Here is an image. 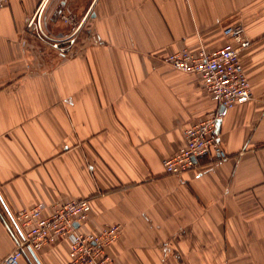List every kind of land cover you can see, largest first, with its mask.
<instances>
[{"label":"crops","instance_id":"obj_1","mask_svg":"<svg viewBox=\"0 0 264 264\" xmlns=\"http://www.w3.org/2000/svg\"><path fill=\"white\" fill-rule=\"evenodd\" d=\"M40 1L0 7V264L20 210L76 198L91 209L80 229L121 227L115 264H264V0H44L53 35L78 27L70 55L26 31ZM237 24L254 97L224 108L160 57L236 45L223 31ZM215 110L228 157L165 174L183 130ZM32 252L20 264L69 261L62 238Z\"/></svg>","mask_w":264,"mask_h":264},{"label":"built area","instance_id":"obj_2","mask_svg":"<svg viewBox=\"0 0 264 264\" xmlns=\"http://www.w3.org/2000/svg\"><path fill=\"white\" fill-rule=\"evenodd\" d=\"M9 2L10 0H0V7ZM69 13L63 14L64 22L72 21ZM47 23L48 17L42 0L28 17L26 31L36 39L48 43L60 54L70 55L76 42L78 27L64 36L53 35ZM223 34L232 38L236 45L226 43L212 51H207L204 46L195 50L182 48L166 53L160 59L174 69L199 78L219 107L230 108L254 97L239 61V51L248 46L249 40L239 24L226 28ZM219 116L218 110L212 111L183 130L184 144L176 154L162 160L165 174L176 176L188 171L200 172L204 160L207 159L210 163L228 157L219 144ZM90 210L87 198L54 204L40 202L23 208L17 213L16 219L25 229L24 236L3 258V264H20L24 248L39 249L58 238L67 242L68 264H115L107 248L120 236L121 227L117 224L103 225L93 233L80 229L79 226L88 220Z\"/></svg>","mask_w":264,"mask_h":264},{"label":"water","instance_id":"obj_3","mask_svg":"<svg viewBox=\"0 0 264 264\" xmlns=\"http://www.w3.org/2000/svg\"><path fill=\"white\" fill-rule=\"evenodd\" d=\"M76 225V224H75ZM27 249L32 253L33 255V252H32V248L30 247H27ZM33 257L35 258V256L33 255ZM35 261L37 262V264H40L39 261L37 259H35Z\"/></svg>","mask_w":264,"mask_h":264}]
</instances>
